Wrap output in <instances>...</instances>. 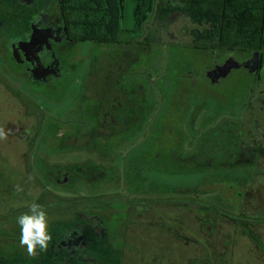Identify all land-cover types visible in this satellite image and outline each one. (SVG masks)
I'll return each instance as SVG.
<instances>
[{"label": "rangeland", "instance_id": "rangeland-1", "mask_svg": "<svg viewBox=\"0 0 264 264\" xmlns=\"http://www.w3.org/2000/svg\"><path fill=\"white\" fill-rule=\"evenodd\" d=\"M40 1L34 0V6ZM157 1L162 7H153L142 30L135 31L134 2L120 0L125 29L122 43L99 47L88 41L77 42L73 60L76 66L61 78L59 89L29 85L0 51V127L12 130L7 141L0 142V264H25L31 258L19 243L17 218L29 211L33 201L48 214L53 237L49 248L55 252L83 249L73 245L75 233L90 239L92 248L101 255L98 262L93 258L95 253L89 255L82 250V258L75 264H264V158L260 155H253L255 165L207 168L203 182L195 189L197 193L204 191L199 196L137 195L115 191L112 186L108 190L105 185L103 192L94 193L86 183L79 184L71 194L59 195L64 190L49 184L42 172L39 162L60 169L90 160L76 155H49L60 143H85V132L97 118L102 130L112 129L117 107L127 103L133 90L138 97L148 96L155 107L152 122L145 130L147 135L145 132L130 144L129 154L147 145L148 133L156 130L155 120L173 100L179 97L183 104V78L174 65L176 56L178 59L185 45L191 44L187 29L192 25L177 11L183 0H166L169 4L165 7V0ZM29 10L18 0H0V16L7 23H16ZM244 73L234 71L227 83V79L222 80V85L230 89L233 106L226 105L219 118H215L212 94L199 93L197 99L186 100L192 108L184 126H188L197 105L195 130L187 131L198 135L184 140V146L198 144L199 149H213L212 145L229 138L227 132L231 129L251 151L257 145L264 146V68L262 79L257 81L246 79ZM26 129L31 130L30 135ZM197 161H201L200 156ZM155 178L162 183L183 182ZM94 208L104 211L101 215L108 222L113 216L117 221L111 222L112 230L103 237L78 213ZM198 215L212 220L211 230L200 225ZM76 217L78 222L62 227L63 222ZM64 230L66 240L59 242ZM34 258L43 264H63L58 262L61 255L50 252H39Z\"/></svg>", "mask_w": 264, "mask_h": 264}, {"label": "trees", "instance_id": "trees-1", "mask_svg": "<svg viewBox=\"0 0 264 264\" xmlns=\"http://www.w3.org/2000/svg\"><path fill=\"white\" fill-rule=\"evenodd\" d=\"M132 1L134 30L139 31L147 22L149 13H153V7L162 5L156 0ZM119 2L120 0H58L67 20L74 26L76 38L99 47L122 43L121 37L125 29L122 27ZM165 2L166 0L163 2L164 7L169 4V1L167 4ZM177 11L191 23L192 26L187 31L193 39L191 46H185L186 49L180 52L178 59L176 56L177 64L174 65L176 69H180L183 78V104L180 105L177 97L167 106L164 114L155 120L156 130L148 133L150 141L136 153H128L130 144L145 134L146 127L152 122L153 117L150 116L155 105L148 96H136L134 90L127 103L117 107V112L113 115L116 123L112 129L102 130L99 124L101 122L97 118L93 121V126L85 132V143L58 144L50 157L63 154L90 159L60 169H51L39 162L49 184L64 190L59 195L71 194L77 191L79 184L86 183L94 193L103 192L101 188L105 185L108 190L112 186L115 191L137 195L169 193L199 196L204 191L197 193L195 189L203 182L201 179L207 168L209 170L218 165H255L253 155L264 158V146L257 145L251 151L250 146L238 141L235 129L227 132L230 134L229 138L222 144L212 145L213 149H199L198 144H191L189 148L184 146V140L198 135V132L187 131V128L190 131L195 130L193 123L198 114L195 112L197 105H194L188 126H184L185 117L192 108L186 100L197 99L196 95L199 93L212 94L215 99V118L225 112L226 105L233 106L229 87L226 84L212 85L205 78V71L213 63L215 55L223 54L225 49L231 48L243 51L248 56L260 51L262 57L264 56V0H183ZM243 76L246 79L248 77V80H260L247 71ZM199 156L200 162L197 161ZM105 162L108 163L107 166L104 165ZM155 177L183 182L182 185L162 183ZM106 205L101 204L103 207ZM103 212H97L96 208L78 212L81 219L88 221L100 237L106 231L112 230V223H117L114 216L111 217L112 223L108 222L101 215ZM78 219L76 217L73 221L66 220L62 227L72 225ZM197 219L201 226L212 229L213 222L210 218L205 220L198 215ZM65 230L62 231L61 239L66 238Z\"/></svg>", "mask_w": 264, "mask_h": 264}, {"label": "flooded vegetation", "instance_id": "flooded-vegetation-1", "mask_svg": "<svg viewBox=\"0 0 264 264\" xmlns=\"http://www.w3.org/2000/svg\"><path fill=\"white\" fill-rule=\"evenodd\" d=\"M18 2L31 10L22 13L17 22L12 24L5 22L0 16V51L7 63L14 69L16 68L15 72L29 85L59 89L61 78L67 77L70 68L76 66L73 60L77 54L76 46L79 39L76 38L74 26L67 20L65 11L59 8L58 0H47L46 2L41 0L36 6H34V0H18ZM189 36L191 37L190 34ZM190 42L192 44V38ZM191 44L185 46H191ZM257 52L260 56L258 64L255 65V53ZM255 53L248 56L240 50L225 49L223 54L215 55L213 63L205 71V78L212 85L221 86L222 80L227 79L231 72L243 70L262 79L264 56L262 57L260 51ZM229 57H234L240 63V67L232 68L225 77L212 79L208 72L223 65ZM73 239V245H81L83 249L72 252L64 250L55 252L56 249L50 247L46 252L59 257L61 255L62 259L58 262H63V264H75V261L82 258V250H86L89 255L95 253L93 258L100 261L101 255L92 248L90 239L82 236H74ZM65 240L64 238L58 239L59 242ZM25 264H43V262L31 257L26 260Z\"/></svg>", "mask_w": 264, "mask_h": 264}, {"label": "clouds", "instance_id": "clouds-1", "mask_svg": "<svg viewBox=\"0 0 264 264\" xmlns=\"http://www.w3.org/2000/svg\"><path fill=\"white\" fill-rule=\"evenodd\" d=\"M11 129L5 130L0 127V142H6ZM27 134H31L30 129H26ZM19 191L23 189L17 186ZM20 226L19 243L26 249L29 256L35 257L39 252H46L53 237L49 233L48 214L42 205L33 201L29 205V211L17 218Z\"/></svg>", "mask_w": 264, "mask_h": 264}, {"label": "water", "instance_id": "water-1", "mask_svg": "<svg viewBox=\"0 0 264 264\" xmlns=\"http://www.w3.org/2000/svg\"><path fill=\"white\" fill-rule=\"evenodd\" d=\"M259 56H260L259 52L255 53V65L258 64ZM237 67H240V63L236 59H234V57H229L228 59H226L223 65H220L216 69L209 71L208 75L212 79L225 77L228 75V73L231 71L232 68H237Z\"/></svg>", "mask_w": 264, "mask_h": 264}]
</instances>
